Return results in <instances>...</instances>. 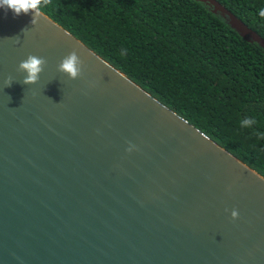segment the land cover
<instances>
[{
    "label": "water",
    "instance_id": "1",
    "mask_svg": "<svg viewBox=\"0 0 264 264\" xmlns=\"http://www.w3.org/2000/svg\"><path fill=\"white\" fill-rule=\"evenodd\" d=\"M194 1L264 49L219 1ZM31 20L0 8V264H264V176L45 13ZM73 50L77 80L57 70ZM29 55L47 60L35 85L17 71Z\"/></svg>",
    "mask_w": 264,
    "mask_h": 264
},
{
    "label": "trees",
    "instance_id": "2",
    "mask_svg": "<svg viewBox=\"0 0 264 264\" xmlns=\"http://www.w3.org/2000/svg\"><path fill=\"white\" fill-rule=\"evenodd\" d=\"M217 1L264 38V0ZM43 13L264 176L260 45L194 0H52Z\"/></svg>",
    "mask_w": 264,
    "mask_h": 264
},
{
    "label": "clouds",
    "instance_id": "3",
    "mask_svg": "<svg viewBox=\"0 0 264 264\" xmlns=\"http://www.w3.org/2000/svg\"><path fill=\"white\" fill-rule=\"evenodd\" d=\"M51 5L52 0H0V8L5 11L11 10L16 16L31 13V24L33 26L38 24L42 17L43 10ZM261 15H264V12H262ZM19 42V39H17V43ZM46 66L47 60L45 58L36 55H29L25 60H22L19 63L17 71L26 74L22 80L24 85H35L39 82L40 76L44 72ZM84 68V61L80 58L78 52L73 50L61 60L58 64L57 70L60 73L67 75L71 80H77L83 76ZM13 82L15 81L9 76L6 81L7 87H10ZM256 123V120L252 118H244L241 120L240 125L242 128H251ZM132 150V147L128 149L129 152ZM231 216L234 220L238 219V210H232Z\"/></svg>",
    "mask_w": 264,
    "mask_h": 264
}]
</instances>
